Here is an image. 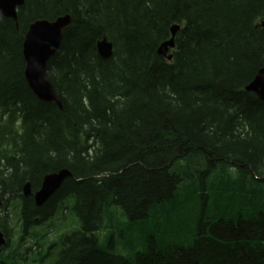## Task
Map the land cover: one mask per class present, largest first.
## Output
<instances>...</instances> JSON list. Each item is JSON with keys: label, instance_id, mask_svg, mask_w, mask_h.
Wrapping results in <instances>:
<instances>
[{"label": "trees", "instance_id": "obj_1", "mask_svg": "<svg viewBox=\"0 0 264 264\" xmlns=\"http://www.w3.org/2000/svg\"><path fill=\"white\" fill-rule=\"evenodd\" d=\"M70 14L24 77L38 18ZM179 25L169 61L157 52ZM105 37L112 54L96 47ZM264 0H25L0 14V264H264ZM71 176L40 206L47 174ZM8 224V226H7ZM48 235H53L48 238Z\"/></svg>", "mask_w": 264, "mask_h": 264}, {"label": "water", "instance_id": "obj_2", "mask_svg": "<svg viewBox=\"0 0 264 264\" xmlns=\"http://www.w3.org/2000/svg\"><path fill=\"white\" fill-rule=\"evenodd\" d=\"M24 4V0H0V13L13 20H17V7ZM71 24L70 14L57 16L54 19L40 18L31 22L25 32L22 42V52L25 60L24 77L33 93L42 101L54 102L62 109V102L46 74L48 59L59 48L63 32ZM177 26L171 28V38L164 41L158 47L157 52L165 55L169 47L174 46V36ZM97 51L102 57L112 54V44L106 38H102L96 44ZM171 58V55L168 56ZM254 92L264 101V68H262L245 87ZM71 176V172L64 168L44 177L39 190L34 193L37 205H42L50 195L61 185L62 181ZM29 182L23 186V194L29 193ZM5 243L3 233L0 231V245Z\"/></svg>", "mask_w": 264, "mask_h": 264}, {"label": "rangeland", "instance_id": "obj_3", "mask_svg": "<svg viewBox=\"0 0 264 264\" xmlns=\"http://www.w3.org/2000/svg\"><path fill=\"white\" fill-rule=\"evenodd\" d=\"M12 227H13V226H10V227H9V230H10V231H13V230H14ZM51 236H52V238L54 237L53 235H51ZM51 236L48 235V238H50ZM16 240H17V236L13 237V238L11 239L10 243H11V242H12V243H14V242L16 243ZM33 242H34L33 240H28V241H27V245H31V244H33ZM33 259H34V255H33V254H30L28 260H31V262H30L29 264H32V263H33V261H34ZM34 264H37V263H34Z\"/></svg>", "mask_w": 264, "mask_h": 264}, {"label": "bare ground", "instance_id": "obj_4", "mask_svg": "<svg viewBox=\"0 0 264 264\" xmlns=\"http://www.w3.org/2000/svg\"><path fill=\"white\" fill-rule=\"evenodd\" d=\"M55 18H56V17H55ZM103 38H105V37H103ZM101 40H102V38H100L98 41H101ZM98 41H97V42H98ZM22 54H23V52H22ZM23 57H24V56H23ZM260 70H261V69H260ZM260 70H259V71H260ZM259 71H258V72H259ZM262 101H263V100H262ZM58 188H59V187H58ZM58 188H57V189H58ZM50 196H51V195H50ZM50 196H49V197H50ZM49 197H48V198H49ZM34 201H35V200H34ZM35 204H36V203H35ZM36 205H37V204H36ZM37 206H38V205H37ZM5 245H6V244H5ZM5 245H3L2 247H4Z\"/></svg>", "mask_w": 264, "mask_h": 264}]
</instances>
